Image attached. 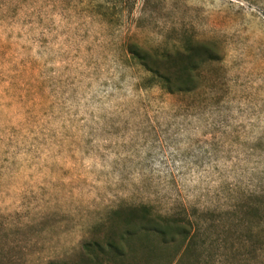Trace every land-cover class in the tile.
<instances>
[{
	"label": "rangeland",
	"instance_id": "374dc122",
	"mask_svg": "<svg viewBox=\"0 0 264 264\" xmlns=\"http://www.w3.org/2000/svg\"><path fill=\"white\" fill-rule=\"evenodd\" d=\"M187 36L220 56L192 77L172 58L187 91L126 51ZM164 218L187 238L121 240ZM88 243L104 264H264V0H0V264H85Z\"/></svg>",
	"mask_w": 264,
	"mask_h": 264
},
{
	"label": "trees",
	"instance_id": "16d2710c",
	"mask_svg": "<svg viewBox=\"0 0 264 264\" xmlns=\"http://www.w3.org/2000/svg\"><path fill=\"white\" fill-rule=\"evenodd\" d=\"M183 39L184 40L180 41V46L173 51H158L149 49L135 42L127 43L126 51L143 67L148 74V80L152 82L151 84L158 85L161 89H164L169 93L187 91V88L184 89L182 87H184V84L188 83H177L173 80L170 72V65L173 60L172 58L177 55H185V57L189 60H187L186 64H183L180 71L183 70L186 74H188V77H192L194 71L201 63L217 61L220 59V56L215 43L211 41H200L188 36ZM197 54L200 58L197 59V61H193L192 57ZM138 233H140L141 236H136ZM187 233V226L182 224L180 221L175 220L174 218H164L159 221L144 222L139 228L125 232L121 240L128 243V241H131L132 239H139V244L149 246V238L157 237L161 244L173 245L176 242L177 236H181L182 241H184L187 238ZM107 246L110 250V260H113L115 257L120 258L125 255L124 247H121L124 249L122 251L121 248L115 246L113 243H108ZM84 248L87 251L88 259L85 261V264H104L101 261L102 259L98 258V256L94 254L97 250H99V252H103L101 245L98 243H88L84 246ZM147 249L149 250V248ZM130 252L133 253V251ZM104 255L108 256L107 253Z\"/></svg>",
	"mask_w": 264,
	"mask_h": 264
}]
</instances>
